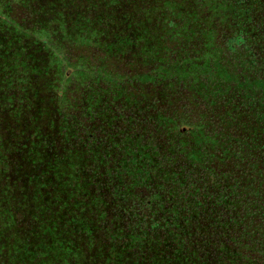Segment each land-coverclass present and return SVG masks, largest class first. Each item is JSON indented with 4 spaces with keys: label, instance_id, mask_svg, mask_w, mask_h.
Returning <instances> with one entry per match:
<instances>
[{
    "label": "trees",
    "instance_id": "16d2710c",
    "mask_svg": "<svg viewBox=\"0 0 264 264\" xmlns=\"http://www.w3.org/2000/svg\"><path fill=\"white\" fill-rule=\"evenodd\" d=\"M18 1L0 145L29 139L0 151V264H264V0H141V29L131 0H52L73 22Z\"/></svg>",
    "mask_w": 264,
    "mask_h": 264
},
{
    "label": "rangeland",
    "instance_id": "374dc122",
    "mask_svg": "<svg viewBox=\"0 0 264 264\" xmlns=\"http://www.w3.org/2000/svg\"><path fill=\"white\" fill-rule=\"evenodd\" d=\"M4 1H6V0H4ZM10 1H15L16 3L17 2H19L18 0L16 1V0H10ZM41 1H44V2H46V4H44V5H47V10L46 11H48L49 13H54V14H56L57 16L58 15H60V14H63V19H66V21H74V18H72V16H73V14H72V12H74L73 10H76V8L75 7H78V3H76L75 5H72L71 3H68V4H64V5H66L65 7L63 6V7H61V10H58V9H56V10H58L59 12L58 13H56L55 12V8L54 9H51L50 7H52L53 6V4H55L57 7H60L59 6V4H56L54 1H52V0H41ZM132 1V6L131 7H127L128 6V3H126V1L125 2H123V13L124 14H126L127 16H133L134 17V22H135V24L137 25V27H138V29L140 28L141 29V22H139V19L141 20V0H131ZM62 3H64V2H62V1H60V4H62ZM87 6V8L88 9H86V11L84 12V13H81V15H83V17L84 18H89V19H92V16H94L95 14L97 15V13H103V10L104 11H108L109 10V6H107L106 5V2H104L103 3V1H100L99 3H98V5L100 6V10H97L96 9V6H97V3H95V1L94 0H90V1H88L87 2V4H86ZM31 6L32 5H29L28 7H29V11H30V15H32L33 16V14H36V12H35V10H32V8H31ZM104 7H107L106 9L104 8ZM64 10H66L65 12H62L63 11V9ZM129 8H133V9H129ZM67 10H69V12L67 11ZM82 11V10H81ZM32 13V14H31ZM109 15H110V11H109ZM138 16H139V19H138ZM79 17V16H78ZM0 18H4L5 19V16H4V14H2L1 13V10H0ZM61 18H62V16H61ZM80 18V17H79ZM62 19V20H63ZM7 22H8V28H10V29H12V22L10 21V20H6ZM92 21V20H91ZM131 21V20H130ZM126 22H128L127 20H126ZM14 26H16V24H13ZM69 28V30L68 31H66V32H64V28L61 26L60 27V32H62L63 34H69V35H77V37H80V38H75V39H80V40H82L81 38L84 36V35H86L87 33H86V31L84 30V29H82V32L83 33H81L80 31H73L71 28L72 27H74V25H69V24H66ZM101 26V25H100ZM89 26H86V28L89 30V29H91V31H92V33H93V35H95V36H100V35H102L103 36V31L101 30V28H99L98 26H96V20H94V23H93V27L92 28H88ZM49 31H51V27L50 26H44V27H42L41 28V31L40 32H37L38 33V35L43 39V40H46V36H49ZM139 33H141L140 32V30H139ZM37 35V34H36ZM114 34H106V37H108V38H114V36H113ZM92 37H90L89 36V40H87V41H85V42H90V39H91ZM83 41V40H82ZM8 45H9V42L7 43ZM140 44V46H141V42L139 43ZM10 45H11V42H10ZM49 46V45H48ZM48 46H46V47H48ZM135 52V54H136V50H134ZM132 53H133V51H131ZM137 53L139 54V52L137 51ZM65 64H67V63H65ZM65 66V65H64ZM32 108V107H31ZM29 139V136H23V137H19V136H17L16 134H14V135H12L11 136V138H10V140L11 141H9V142H5V143H2L1 145H0V151L1 150H4V151H6L7 153H8V155H9V157H11V156H13V157H16L17 156V153H18V150H17V146H18V144H19V142H23V141H27ZM13 157H11V158H13ZM9 160V159H8ZM5 164V163H4ZM1 165V164H0ZM6 166H7V164H5L4 165V167L3 166H1L0 167V171H2L4 168H6ZM10 165H8L7 167H9ZM11 167V166H10ZM10 187H11V191H12V194L13 193H15L16 192V185H14V184H11L10 185ZM14 196V195H13ZM15 197V196H14ZM3 207H6V205H3ZM4 209V208H3ZM6 210L7 209H5V210H3L4 211V215H5V212H6Z\"/></svg>",
    "mask_w": 264,
    "mask_h": 264
},
{
    "label": "flooded vegetation",
    "instance_id": "af4514ba",
    "mask_svg": "<svg viewBox=\"0 0 264 264\" xmlns=\"http://www.w3.org/2000/svg\"><path fill=\"white\" fill-rule=\"evenodd\" d=\"M242 44V42L239 43V45Z\"/></svg>",
    "mask_w": 264,
    "mask_h": 264
}]
</instances>
